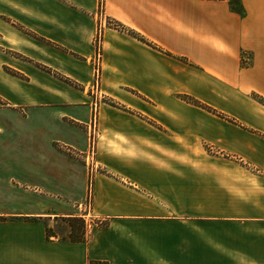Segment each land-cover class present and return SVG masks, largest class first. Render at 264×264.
<instances>
[{
  "label": "crops",
  "instance_id": "1",
  "mask_svg": "<svg viewBox=\"0 0 264 264\" xmlns=\"http://www.w3.org/2000/svg\"><path fill=\"white\" fill-rule=\"evenodd\" d=\"M98 3L0 0L14 19V83L0 50V97L25 114L14 182L39 189L0 209V264H264V0H240L241 11L229 0H103L125 28L102 40L112 102L98 109L89 214L105 224L87 240L48 232L45 220L75 214L51 211L50 190L75 202L87 193L86 168L52 143L85 146L67 120L89 117ZM202 140L243 160L208 157Z\"/></svg>",
  "mask_w": 264,
  "mask_h": 264
},
{
  "label": "rangeland",
  "instance_id": "2",
  "mask_svg": "<svg viewBox=\"0 0 264 264\" xmlns=\"http://www.w3.org/2000/svg\"><path fill=\"white\" fill-rule=\"evenodd\" d=\"M100 5L103 7V0H99L98 7ZM0 21L2 23V27L0 28V50L3 56L2 70L5 75L4 78H6L8 81L7 85L9 86L11 83H14V64H12V62L10 64V61L13 60L14 62V19L10 16L0 14ZM111 21L116 22L113 19H111ZM119 25L121 26V30L125 29L124 26H122L121 24ZM241 57L244 61L242 62L241 60V63L245 65L249 61L250 56H248V52H243ZM185 100L193 105L205 109L208 112H212L218 115L222 114L216 109L211 108L210 106L198 101L193 97L189 96L187 99L185 98ZM22 115H14V106H12L6 98L0 97V209L2 210L9 209V206H13L10 209H14V193L18 195L20 199L25 201L30 199V193L39 191L38 188H29L25 184L18 185L14 182V160H24V158L27 157L26 151L24 150L25 146L22 145L20 147L21 149L14 154V120H16V118L18 120L19 118L21 120L19 123L24 122L25 120L23 117L25 116V114ZM88 119L86 123L73 122L72 120L66 119L68 124H71L78 129L81 128L84 132V148H78L79 146H77L76 144H70L64 141H55L52 143L58 154H61L68 159L72 158L73 160L80 163L83 168L85 167V165L82 153L86 149L88 140L86 127ZM232 119L233 118L230 117L228 118V121L231 122ZM72 135L73 138H75L77 141L83 142L82 133L76 131L72 133ZM198 148H201L205 155L208 157H218L229 160H243L241 156H238L237 154L227 149H222L210 141L202 140ZM16 185L17 187H14ZM78 187L79 182H76L74 185L76 191ZM14 190L17 191L14 192ZM55 193V191L50 190V192L48 193L49 196L45 198V200L49 201L51 211L57 210V207L64 209L71 208L72 210H75V214H73V217H76L77 219L67 221L66 218L57 217L50 221L45 220L49 224L50 234H53L59 238L69 239V232L70 230H72L74 235L82 237L83 240H87L90 236V231L105 224L104 219L95 218L89 214L93 200V192L91 195L86 193L84 199L79 202H75L76 200H73L70 197H66L58 192L57 194ZM88 200L91 203L89 207ZM38 205H36V207H38Z\"/></svg>",
  "mask_w": 264,
  "mask_h": 264
},
{
  "label": "built area",
  "instance_id": "3",
  "mask_svg": "<svg viewBox=\"0 0 264 264\" xmlns=\"http://www.w3.org/2000/svg\"><path fill=\"white\" fill-rule=\"evenodd\" d=\"M96 32L92 38L94 47V54L92 56L93 78L87 88L89 102V119L86 124L87 127V145L85 151L82 153L84 165L88 175L87 193L92 194V177L100 170L96 161V140L98 137L97 123H98V109L101 104L111 102L110 98L101 91V58H102V40L103 31L107 27L120 29L121 26L107 18L104 13L103 7L100 5L95 13ZM88 200V207L90 206ZM81 207V206H80Z\"/></svg>",
  "mask_w": 264,
  "mask_h": 264
},
{
  "label": "trees",
  "instance_id": "4",
  "mask_svg": "<svg viewBox=\"0 0 264 264\" xmlns=\"http://www.w3.org/2000/svg\"><path fill=\"white\" fill-rule=\"evenodd\" d=\"M229 2L232 5V8L234 10L241 11L240 0H229ZM65 218L67 221H70L72 219H77L76 217H73V216H69V217H65ZM0 219H1V216H0ZM48 232H49V229H48ZM69 233H70V237H69L70 240H83L82 237H80V236L78 237L77 235H74L72 230H70ZM97 264H104V263L97 262Z\"/></svg>",
  "mask_w": 264,
  "mask_h": 264
}]
</instances>
